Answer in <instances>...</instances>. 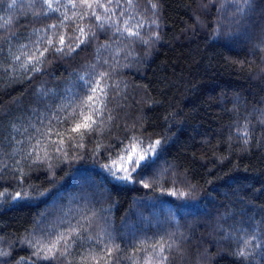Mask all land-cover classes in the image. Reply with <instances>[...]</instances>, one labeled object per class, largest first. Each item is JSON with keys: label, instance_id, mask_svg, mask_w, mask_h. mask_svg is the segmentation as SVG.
I'll return each instance as SVG.
<instances>
[{"label": "trees", "instance_id": "16d2710c", "mask_svg": "<svg viewBox=\"0 0 264 264\" xmlns=\"http://www.w3.org/2000/svg\"><path fill=\"white\" fill-rule=\"evenodd\" d=\"M208 1L162 0L161 39L151 47L99 32L79 55L46 63L47 74L31 81L19 73L0 77V166L14 168L19 161L26 173L23 182L9 174L0 182V249L11 253L0 261L28 260V241L39 238L38 229L62 230L60 220L75 224L87 210L92 226L84 240L92 236L88 243L94 245L96 237H110L109 246L121 248L114 254L116 264H130L132 245L165 233H175L179 245L171 264H237L232 252L238 241L226 237L264 220V0H253L252 11L242 17L234 15L230 0ZM205 4L203 12L200 5ZM6 16L0 11V17ZM16 18L0 32L5 54L18 39L27 43L33 29L55 22L20 9ZM143 31L147 39V25ZM108 43L110 50L97 53L98 45ZM116 52L113 81H122V90L125 83L128 87L126 100L113 99V108L124 104L115 124L67 157L53 156L43 165L25 160L28 145L19 143L27 140L25 130L38 126L45 109L51 116L65 103V90H78L73 73H82L98 55L103 60ZM45 90L47 95H40ZM245 124L249 145L238 138ZM133 125L143 132L145 148L149 137L169 138L161 158L149 154L155 160L143 175L149 188L139 181H115L103 168L109 154H92L97 144H119ZM17 192L28 196L14 200ZM248 257L243 264H264V247L251 245Z\"/></svg>", "mask_w": 264, "mask_h": 264}, {"label": "snow or ice", "instance_id": "6c2138e0", "mask_svg": "<svg viewBox=\"0 0 264 264\" xmlns=\"http://www.w3.org/2000/svg\"><path fill=\"white\" fill-rule=\"evenodd\" d=\"M161 2L162 0H10V2L0 0V11L7 12L6 17H0V32L7 31L17 23L18 9L24 10L26 16L55 21L45 25L43 29H33L26 37L27 43H20L18 39L17 45L10 47L7 54L4 51V42L0 41V77L9 73L15 76L19 73L31 81L37 75L47 74L46 63L54 59L79 55L98 38L99 32L105 34L111 32L110 39L126 42L129 45L140 43L151 47L161 39L159 32ZM230 2L237 17L246 16L252 11L253 0H230ZM146 25L150 31L147 39L144 38L143 31ZM17 35L12 33L14 38ZM111 47V43L98 45L97 53L101 49L110 50ZM119 55L120 52H116L103 60L98 55L96 61L86 65L82 73H73L80 82L77 85L78 90H65L61 95L65 103L55 108L51 116L47 114L49 109H45L38 126H31V132L25 130L27 140L19 141L22 146L25 143L28 145L24 152L25 160H30L33 165H43L53 156L67 157L71 150L84 149L85 142L95 139L98 131L102 132L105 127L115 124L118 119L117 112L124 107V104L121 103L113 108L111 107L113 99L126 100L128 87L125 83L122 90L123 82L113 81L119 66ZM40 95H47V90ZM165 119L167 120L168 117ZM237 131L238 138L243 140L244 145H249L251 136L248 125H243V131L239 128ZM142 136L143 132L133 125L130 132L126 130L119 144H97L92 154L94 156H104L106 152L109 154L110 162L105 163L103 168L115 181L124 184L139 181L144 188H149L150 184L143 182V175L155 163V160H150L149 154L151 153L156 159L161 158L167 151L165 145L168 144L169 138L164 136L153 141L149 137L148 146L145 148ZM15 164L17 167L14 168L8 165L0 166V182L4 180L5 174H9L17 182L24 181L26 173L19 167V161H15ZM51 167L49 165V168ZM0 196H4V193L0 192ZM27 196L26 192H17L13 199L23 200ZM59 223L62 226V230L59 231L38 229L39 238L28 241V247L32 249L31 257L28 260L21 257L17 264H53L56 261H66L67 264H116L118 256L114 254H119L121 248L110 247V237L106 239L98 236L94 245L88 243L93 241L92 236L87 237V242L84 240V233L92 226V217L88 215L87 210L80 212V219L75 224L64 220H60ZM236 231V236L229 233L226 239L238 241L232 255L237 264H243L249 258L251 245L264 247V220L250 229L242 227ZM240 233H243L242 237ZM32 235L35 236L36 232ZM249 236L251 239H248ZM257 241L259 243H256ZM0 242H3L2 237ZM132 247L133 254L128 257L130 264H171L170 256L179 249L175 233H165L159 239L153 237L150 240L145 237ZM79 249L85 250L79 251ZM10 255V252L0 249V257ZM69 256L78 259L68 260ZM0 264H7V261H0Z\"/></svg>", "mask_w": 264, "mask_h": 264}, {"label": "rangeland", "instance_id": "374dc122", "mask_svg": "<svg viewBox=\"0 0 264 264\" xmlns=\"http://www.w3.org/2000/svg\"><path fill=\"white\" fill-rule=\"evenodd\" d=\"M208 3L210 4L211 2H210V0L208 1ZM200 9L204 12V11H206V9H207V4H205V5H200Z\"/></svg>", "mask_w": 264, "mask_h": 264}]
</instances>
